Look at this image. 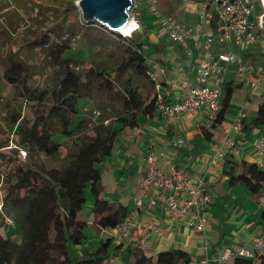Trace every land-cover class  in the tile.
<instances>
[{"label":"trees","instance_id":"1","mask_svg":"<svg viewBox=\"0 0 264 264\" xmlns=\"http://www.w3.org/2000/svg\"><path fill=\"white\" fill-rule=\"evenodd\" d=\"M13 2L16 0H0V8L9 9ZM13 8L12 13L20 14L16 6ZM82 26L85 30L98 28L117 41L123 48L119 62L94 58L90 66L82 68V60L66 57L69 45L55 43L51 47L50 37L31 39L28 48H50L46 64L58 69L52 84L33 89L30 81L35 70L29 62L11 50L0 59V80L12 87L15 96L5 101L0 96V136L4 137L0 138V264H107L111 253L123 247L106 236L93 251L79 258L74 251L85 242L87 222L79 216L87 189L92 196L91 227L95 232L113 229L127 216L125 206L102 198L99 166L121 131L137 125L140 115L151 116L156 110L154 86L147 74L151 64L142 50L143 41L135 33L119 36L98 24ZM94 89L103 92L109 102H118L119 108L109 115L93 112L83 116L78 101ZM232 94L233 88L224 86L213 122L201 129L205 138L210 139L213 129L223 122ZM28 105L31 116L26 117L23 108ZM105 120L109 122L104 124ZM87 122L92 126L90 134L84 131ZM251 127L264 131L262 97ZM55 134L72 139L62 160H58L61 142L53 138ZM231 157L227 154L223 158L229 186L243 184L252 193L264 191V170L253 171L252 164ZM46 160L58 161V165L49 166ZM14 162L15 166L3 172ZM261 220L264 224V210ZM10 223L18 228L17 240L4 234ZM130 251L131 259L124 264L190 262L189 255L178 249L159 252L154 259L141 249L130 247ZM253 260L264 264V253L257 252L252 258L236 255L228 264H253Z\"/></svg>","mask_w":264,"mask_h":264},{"label":"crops","instance_id":"2","mask_svg":"<svg viewBox=\"0 0 264 264\" xmlns=\"http://www.w3.org/2000/svg\"><path fill=\"white\" fill-rule=\"evenodd\" d=\"M201 2L204 0H195L191 4L192 9L187 11L191 23L183 22L185 18H180L179 22L197 31L200 26L198 4ZM261 10L259 8L257 11L254 7L256 17L264 13ZM145 13V7L139 5L136 14L140 23ZM256 35L259 41L242 52L244 71L239 73L235 64L229 66L224 86L233 88L232 98L223 122L213 129L210 139L201 132L206 123L203 111L183 113L177 122H171L154 110L151 116L140 115L137 125L126 127L115 140L110 154L99 166L101 196L127 208V215L138 221L133 234L139 240L130 239L119 251L111 253V264L127 263L131 259L130 247L141 249L153 259L159 252L178 249L189 255V264H228L240 250L254 251V238L264 240L261 220L264 205L260 202L264 191L252 193L243 184L229 186L224 175L225 158L217 156L224 130L231 129L237 113L242 111L241 130L232 129L230 132V136L235 138L239 155L231 158L252 164L253 171L264 170V131L251 127L264 92V22L258 27ZM155 44V57H149V61L155 60L165 68L166 76L159 81L160 92L167 104H174L180 101L187 85L193 80L197 53L193 50L191 55H187L184 46L177 43L169 50L161 47L157 41ZM187 45L189 48L193 46L192 42H187ZM231 51H234L232 47ZM248 81L255 84L249 86ZM178 139L183 140L181 145H176ZM259 141L263 144L261 156L256 150ZM158 152H164L167 159L185 173L189 182L197 184L198 180H203L202 189L211 196V201L205 207L208 219L205 233H195L185 224H171L169 214L161 205L149 211L145 207L137 208L140 181L147 167L145 158ZM153 165L164 167L159 159ZM86 200L84 206L87 208L79 217L92 229V196ZM149 224L163 234H155L147 228ZM92 231L96 237L90 250L107 236L104 231ZM205 242H208L206 250ZM82 246L74 250L76 258L86 252V247ZM260 253H264V250ZM253 264H259V261L253 260Z\"/></svg>","mask_w":264,"mask_h":264},{"label":"built area","instance_id":"3","mask_svg":"<svg viewBox=\"0 0 264 264\" xmlns=\"http://www.w3.org/2000/svg\"><path fill=\"white\" fill-rule=\"evenodd\" d=\"M139 5H143L146 13L156 19L169 41L184 46L187 55H191L193 50L196 51L198 57L194 65L193 80L187 85L180 101L174 104H167L160 92L159 81L166 76L165 68L159 63L149 61L151 68L147 74L153 82L156 110L171 122H177L183 113L203 111L206 114L204 126L210 127L220 108L229 66L235 64L239 73L244 71L242 52L259 41L256 31L264 22V13L256 17L249 0H204L198 4L200 26L196 31L173 16L163 14L158 0H134L132 20L136 17ZM136 22L138 31L140 26L138 20ZM187 42H192L193 46L189 48ZM231 47L234 51H231ZM254 84L253 81L247 82L249 86ZM96 113L94 112L95 115ZM243 118V112L239 111L231 129L224 130L219 143L218 158H223L227 154L239 155L235 138L230 136V132L232 129L241 130ZM108 122L109 120H105L104 124ZM182 143V139L176 141V145ZM256 150L260 156L263 154L262 142H257ZM156 159H159L164 167L154 166L153 162ZM145 160L147 167L140 181L137 208L145 207L149 211L161 205L169 214L171 224H185L195 233H205L208 223L205 207L211 201V196L202 189L203 180H198L197 184L189 182L185 173L177 169L164 152L149 154ZM260 202L264 205V197L260 198ZM137 227L138 221L132 216H126L116 228L108 231L110 234L108 236L117 246L130 239L138 241L139 238L133 234ZM147 228L155 234H163L151 224ZM205 243L206 250L208 242ZM253 246L254 251L240 250L236 255L252 258L255 253L263 252L264 240L254 238ZM108 264H111V261Z\"/></svg>","mask_w":264,"mask_h":264},{"label":"rangeland","instance_id":"4","mask_svg":"<svg viewBox=\"0 0 264 264\" xmlns=\"http://www.w3.org/2000/svg\"><path fill=\"white\" fill-rule=\"evenodd\" d=\"M194 1L195 0H158L159 7L163 14L167 16H176L178 21H180V18H185V20H183L185 23H191L192 21L187 11L188 9H192L191 4L194 3ZM249 1L257 11L261 8V12H263V4L259 0ZM37 2L40 4L39 7L34 5ZM13 6H16L20 14L17 13V11L12 13L11 10ZM143 17V20L139 23V31H135L134 33L143 41L142 50L144 55L149 56L151 53L149 57H155L156 52H154V50L157 46L155 41H157L161 47H167L168 50L171 49V47H176V43L166 38L164 29L157 24L156 19L149 16L147 13H145ZM137 20H139V17L136 14V21ZM83 23L85 22L82 20L79 0H16V3H11L9 9L0 8V59L3 58L7 50H11L12 52H17L18 57L29 62L33 70H35L33 79L30 81V86L33 89H39L45 87L47 84H52L58 69H54L49 64H46L50 62L47 59L50 48L47 47L44 50L28 48V44L32 42L31 39L50 37V43L53 44L51 47H54L55 43H65L69 45L70 51L66 53V57L82 60L83 62L80 63L82 68H86L88 65L90 66V62L94 60V58H98L102 62L108 61L118 63L119 59L123 56V48L118 45V42L98 28L85 30L86 28L82 26ZM156 63L157 62L154 60V64ZM134 84L137 85L138 81L135 80ZM0 96L4 101L15 97L12 87L8 86L2 80H0ZM77 105L83 116H90L93 112H101L109 115L120 106L118 102H109L106 95L97 89H94L90 94L81 98ZM23 110L26 117L31 116L29 105L23 108ZM84 131L89 132V134L92 132V126L89 122L84 126ZM0 138L4 137L0 136ZM53 138L61 142L58 160H62L72 146V139L67 140L61 138L59 134H55ZM13 144H15V142L11 143L12 146ZM20 153L21 159H23L24 153ZM15 162L18 161L16 160ZM15 162L4 168L3 172H8L11 167L15 166ZM46 163H48L49 166L58 165V161L54 163L52 160H46ZM2 194L3 192L0 191V198ZM85 197H91V193L88 189L85 192ZM86 208L87 206H84L81 213L85 212ZM110 230L112 229H105L102 231H104L108 237L109 233L107 232ZM84 233L85 242L82 247H86V251H90L92 246L91 243H95L96 235L88 226L85 227ZM4 234L14 237L16 240L19 239L18 228L12 223H10ZM73 250L74 247H71L72 253ZM110 261L111 257L107 261V264Z\"/></svg>","mask_w":264,"mask_h":264},{"label":"water","instance_id":"5","mask_svg":"<svg viewBox=\"0 0 264 264\" xmlns=\"http://www.w3.org/2000/svg\"><path fill=\"white\" fill-rule=\"evenodd\" d=\"M82 20L87 24H98L115 35L123 36L132 20L134 0H79Z\"/></svg>","mask_w":264,"mask_h":264},{"label":"bare ground","instance_id":"6","mask_svg":"<svg viewBox=\"0 0 264 264\" xmlns=\"http://www.w3.org/2000/svg\"><path fill=\"white\" fill-rule=\"evenodd\" d=\"M263 6H264V0H259ZM139 22V20H138ZM140 23V22H139ZM136 25H137V22H136V17L134 18V20H131L128 27L126 29H124L121 34L123 36H130L132 35L135 31H136ZM140 26V25H139Z\"/></svg>","mask_w":264,"mask_h":264}]
</instances>
